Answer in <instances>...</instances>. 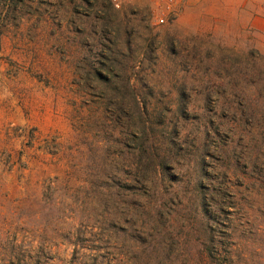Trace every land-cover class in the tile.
<instances>
[{"label": "rangeland", "instance_id": "rangeland-1", "mask_svg": "<svg viewBox=\"0 0 264 264\" xmlns=\"http://www.w3.org/2000/svg\"><path fill=\"white\" fill-rule=\"evenodd\" d=\"M193 1L0 0V264H264V0Z\"/></svg>", "mask_w": 264, "mask_h": 264}, {"label": "built area", "instance_id": "built-area-1", "mask_svg": "<svg viewBox=\"0 0 264 264\" xmlns=\"http://www.w3.org/2000/svg\"><path fill=\"white\" fill-rule=\"evenodd\" d=\"M116 9H122L130 0H109ZM154 3L155 25H162L178 16L179 9L187 0H151Z\"/></svg>", "mask_w": 264, "mask_h": 264}, {"label": "crops", "instance_id": "crops-1", "mask_svg": "<svg viewBox=\"0 0 264 264\" xmlns=\"http://www.w3.org/2000/svg\"><path fill=\"white\" fill-rule=\"evenodd\" d=\"M197 1L199 0L193 1L192 3L195 4ZM250 3H251V0H232V2L230 3L226 2L225 4L223 3L221 4L225 8L231 9L234 15H243L245 13V14L254 16V14L248 10ZM255 18H259V17L256 16Z\"/></svg>", "mask_w": 264, "mask_h": 264}]
</instances>
